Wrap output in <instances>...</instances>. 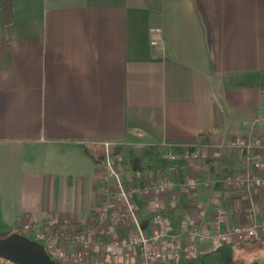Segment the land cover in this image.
Instances as JSON below:
<instances>
[{
    "label": "crops",
    "instance_id": "crops-1",
    "mask_svg": "<svg viewBox=\"0 0 264 264\" xmlns=\"http://www.w3.org/2000/svg\"><path fill=\"white\" fill-rule=\"evenodd\" d=\"M11 5L9 18L0 7V227L90 221L105 141L133 169L124 148H155L146 166L173 177L176 226L197 196L211 227L213 194L228 213L222 229L248 221V196L223 187L222 166L182 153L233 136L264 138V0ZM153 27L162 28L163 53L151 45ZM163 151L176 154L170 165ZM194 173L195 191L182 190ZM210 247L203 241L200 251Z\"/></svg>",
    "mask_w": 264,
    "mask_h": 264
},
{
    "label": "built area",
    "instance_id": "built-area-1",
    "mask_svg": "<svg viewBox=\"0 0 264 264\" xmlns=\"http://www.w3.org/2000/svg\"><path fill=\"white\" fill-rule=\"evenodd\" d=\"M150 35L151 45L163 53L162 28H151ZM103 144L106 153L100 166L90 221L77 229L68 219L57 218L49 220L48 227H42L36 220L22 221L18 226L22 233L34 234L32 239L42 243L59 264L179 263L196 257L203 241L217 247L264 237V201L261 199L264 192V138L233 136L223 146L183 147L182 155L193 162L222 166L224 188L246 192L248 221L227 224L224 229L220 226L228 213L214 194L210 198L215 206L211 227L201 221L204 205L197 196L190 194L199 183L197 173L187 175L183 181L182 190L190 192L193 209L183 215L176 226L169 216L178 204L173 177L156 176L146 165L129 170L124 163L125 156L111 151V146L116 143L105 141ZM163 152V160L170 165L169 161L175 159L176 154ZM233 152L237 159L235 166L227 162L233 158Z\"/></svg>",
    "mask_w": 264,
    "mask_h": 264
},
{
    "label": "rangeland",
    "instance_id": "rangeland-1",
    "mask_svg": "<svg viewBox=\"0 0 264 264\" xmlns=\"http://www.w3.org/2000/svg\"><path fill=\"white\" fill-rule=\"evenodd\" d=\"M154 149L147 147H136L135 149L126 147L123 151L128 158L134 161V167L139 168L150 164L152 161L148 163L149 159H155L156 154ZM124 163L129 170H133L127 159ZM8 231L0 227V237L11 233ZM31 237L34 238V234H31ZM166 264H264V237L239 244L213 246L204 252L200 251L193 259L182 260L179 263L166 262Z\"/></svg>",
    "mask_w": 264,
    "mask_h": 264
},
{
    "label": "water",
    "instance_id": "water-1",
    "mask_svg": "<svg viewBox=\"0 0 264 264\" xmlns=\"http://www.w3.org/2000/svg\"><path fill=\"white\" fill-rule=\"evenodd\" d=\"M0 258L13 264H59L42 243L17 231L0 237Z\"/></svg>",
    "mask_w": 264,
    "mask_h": 264
},
{
    "label": "trees",
    "instance_id": "trees-1",
    "mask_svg": "<svg viewBox=\"0 0 264 264\" xmlns=\"http://www.w3.org/2000/svg\"><path fill=\"white\" fill-rule=\"evenodd\" d=\"M0 7H1V10H2L3 14H4L5 16H8V18H9V17H10V14H11V10H12L11 0H0ZM7 20H8V19H7ZM225 156H226V154H225ZM232 157H233V160L228 159L227 162H228L229 164H231L232 166H235L236 158H234V157H235L234 152L232 153ZM234 159H235V160H234ZM154 161H155V162H153L152 165H154L155 168H156V166H157V164H158V162H156V161H158V160H154ZM159 165H161V162H160ZM154 172H155V171H154ZM14 231H17V232L22 233V231L19 229V227H16V229H15ZM22 234H25V233H22ZM25 235H27V234H25ZM27 236L31 237L29 234H28ZM31 238H32V237H31ZM240 243H243V242H240ZM235 244H239V243H235ZM0 259H1V258H0Z\"/></svg>",
    "mask_w": 264,
    "mask_h": 264
}]
</instances>
